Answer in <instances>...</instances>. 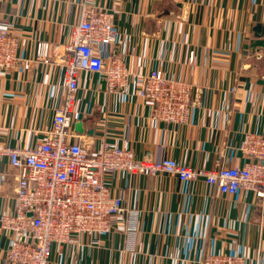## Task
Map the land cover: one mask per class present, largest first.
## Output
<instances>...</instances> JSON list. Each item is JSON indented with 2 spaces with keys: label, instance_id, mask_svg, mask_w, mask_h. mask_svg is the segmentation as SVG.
Masks as SVG:
<instances>
[{
  "label": "crops",
  "instance_id": "obj_1",
  "mask_svg": "<svg viewBox=\"0 0 264 264\" xmlns=\"http://www.w3.org/2000/svg\"><path fill=\"white\" fill-rule=\"evenodd\" d=\"M82 3L110 12L118 34L111 53L128 77L124 88L110 89L102 74L81 72L73 117L85 132L72 139L92 150L102 141L127 144L137 158L171 157L193 168L247 160L238 144L246 133L264 134V52L252 46L264 0H0V29L13 25L20 59L0 75V143L31 147L51 128L65 94L64 46ZM38 41L49 45L47 61L36 56ZM151 69L190 86L187 124L151 118L138 93ZM6 167L0 156V173ZM105 181L127 212L105 233L53 246L49 264H199L219 252L264 264V198L168 175L118 172ZM15 186L11 174L0 179V214L12 209ZM6 243L0 230V263Z\"/></svg>",
  "mask_w": 264,
  "mask_h": 264
},
{
  "label": "built area",
  "instance_id": "obj_2",
  "mask_svg": "<svg viewBox=\"0 0 264 264\" xmlns=\"http://www.w3.org/2000/svg\"><path fill=\"white\" fill-rule=\"evenodd\" d=\"M13 29L8 23L0 29V75L13 71L20 61ZM117 37L108 10L82 3L79 20L70 28L64 46L65 94L51 128L31 147L0 143V156L7 160L0 179L5 181L11 174L16 180L12 209L0 214V230L7 238L0 264H49L53 246L78 244L82 237L107 232L111 220L127 212L121 193L112 194L105 181L106 176L118 172L168 175L182 182L201 179L225 195L264 198V134L244 135L238 144L247 156L243 164L213 169L193 168L171 157L140 159L127 144L110 141H102L92 150L87 143L72 139L81 72L102 74L110 89L126 85L128 71L123 60L111 53ZM48 49L46 41H38L37 58L47 61ZM138 93L150 105L152 119L172 124L190 121L191 88L186 82L151 69L142 76ZM134 230V224H129V233ZM198 263L246 261L242 254L219 252L204 254Z\"/></svg>",
  "mask_w": 264,
  "mask_h": 264
},
{
  "label": "water",
  "instance_id": "obj_3",
  "mask_svg": "<svg viewBox=\"0 0 264 264\" xmlns=\"http://www.w3.org/2000/svg\"><path fill=\"white\" fill-rule=\"evenodd\" d=\"M264 34V25L257 23L254 27H253V35H254V40L252 42V46H259L263 48V52H264V39L261 38V36ZM105 80L102 81V85L104 87L105 84ZM74 131L78 134H84L85 130L82 126V122L81 121H77L74 124ZM88 135L92 134V130H89L87 132ZM30 215V213H29Z\"/></svg>",
  "mask_w": 264,
  "mask_h": 264
}]
</instances>
